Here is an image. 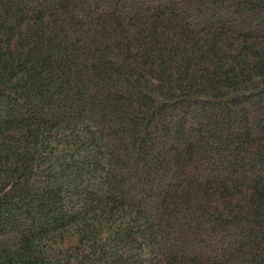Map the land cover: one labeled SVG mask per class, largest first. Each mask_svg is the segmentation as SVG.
<instances>
[{
    "label": "trees",
    "instance_id": "trees-1",
    "mask_svg": "<svg viewBox=\"0 0 264 264\" xmlns=\"http://www.w3.org/2000/svg\"><path fill=\"white\" fill-rule=\"evenodd\" d=\"M0 264H264V0H0Z\"/></svg>",
    "mask_w": 264,
    "mask_h": 264
}]
</instances>
